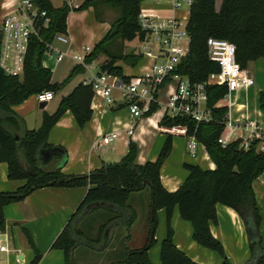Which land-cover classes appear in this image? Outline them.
Returning <instances> with one entry per match:
<instances>
[{"label": "trees", "instance_id": "16d2710c", "mask_svg": "<svg viewBox=\"0 0 264 264\" xmlns=\"http://www.w3.org/2000/svg\"><path fill=\"white\" fill-rule=\"evenodd\" d=\"M31 2L46 14L37 23V35L29 37L24 55L23 76H8L0 69V163H6L9 181H24L13 193H0V232L6 229L3 207L26 198L33 191L47 186L88 187L79 208L52 244L53 249L64 254V264H76L73 250L80 245H105L109 229L107 223L101 224L96 239H88L81 227L83 219L90 214L105 211L109 215L107 222L114 223L121 219V224L129 231L136 221V212L128 203L130 194L149 188L148 240L143 248L127 251L123 263L150 264L148 249L155 244L156 213L164 209L166 236L160 246V264H197L173 244L171 216L177 207L180 217L192 225L193 241L218 253L222 259L221 264H232L209 229V223L217 222L215 205L221 204L233 209L246 225L251 256L245 264H264V248L260 246L257 232L261 217L258 215L252 190V181L264 172V152L256 149L257 141L246 150L239 147V140L229 142L224 147L218 143L227 119V108L217 106L226 95L225 86H207L206 106L211 114L208 122H197L183 116L170 118L167 115L159 122V127L184 126L187 135H193L204 147L215 167L213 170H203L196 165L183 164L188 176L173 193L168 192L160 183V167L172 149L173 136L169 134H166L157 159L154 162L146 161L143 165L136 163L137 147L130 141L127 154L118 162L103 164L87 176L65 175L60 169L39 167L36 154L39 150L50 147L48 134L65 112L71 113L79 128L89 122L92 116L90 102L93 88L79 83L69 95L60 99L53 114L43 113L42 124L37 130L25 129L22 119L14 113L11 106L43 91L58 94L82 70L80 66H75L63 82H52L53 73L43 66V55L50 51L55 36L66 34V18L71 11L65 2L57 8L52 6L50 0ZM141 2L142 0H81L78 10L102 6L119 13L111 21L107 33L95 44L91 53L86 55V65L103 55L107 60L101 64L99 72L115 74L123 81L128 80L129 77L124 75L116 63L122 61L135 66L143 55L115 54L109 48L117 42L124 44L145 39L138 21ZM45 18L48 19L46 26L42 24ZM188 20V54L175 70L188 78L190 83L206 82L219 72L217 64L208 57L206 39L209 37L232 43L236 62L241 68H245L249 62L264 59V0H222L218 11L214 0H193ZM259 100L264 109V93L260 94ZM157 109L158 106L153 104L145 115L149 116ZM29 244L34 248L32 239H29ZM40 259L41 255L35 252L30 264H38Z\"/></svg>", "mask_w": 264, "mask_h": 264}, {"label": "crops", "instance_id": "0c3cea01", "mask_svg": "<svg viewBox=\"0 0 264 264\" xmlns=\"http://www.w3.org/2000/svg\"><path fill=\"white\" fill-rule=\"evenodd\" d=\"M19 1L0 0V39L1 21L15 9L14 6ZM77 1L81 4V0ZM221 1L214 0L216 11L220 9ZM50 2L53 7L57 8L65 0H50ZM140 5L147 6L148 4L141 2ZM109 10L110 8L102 6L90 7L84 10H73L67 15V32L64 34L67 43L54 41L50 46V51L43 55L42 64L53 73V83H56L53 81V77L57 73H61V82H63L75 66H80L82 70L76 73L61 88L58 94H53L52 100L40 104L36 100V95H32L24 102L11 106L14 113L22 119L26 130H37L42 124L43 113L53 114L58 108L60 99L69 95L76 85L79 83L86 84L85 82L88 79L102 73L99 72V67L107 60L105 56L102 55L91 64H88L87 67H83L73 60V55H85L82 48L88 47L90 50L107 33L111 24V20L108 19ZM177 15L183 16L184 12H177ZM187 19H189V16ZM55 43H59L60 46L54 47ZM58 52L65 53V57L62 61L57 62ZM151 62L152 60H148L147 65L141 66L138 73L133 71L137 64L127 66L121 63L122 66H120L116 63V66L122 69L124 75L132 77L140 75L143 68L148 67ZM245 68L253 80V85L248 88H240L238 91L231 93L228 99L230 103L224 98L219 101L217 106L227 108L226 118L230 119L232 123L246 119L264 130V109L261 108L259 100L260 94L264 93V59L249 62ZM17 76L22 77L23 74L19 73ZM175 87V84L169 83L163 88L165 91L169 88L166 91L164 101L174 91ZM57 95H60L59 99L51 105V109H48V105L54 101ZM114 95H117L116 92ZM116 97H114L115 101L113 103H107L99 98L93 99L90 102L91 119L82 128H79L74 122L69 111L65 112L47 137L49 148H56L59 153H55L51 159L40 156L41 159L38 160L39 167L60 169V172L65 175L87 176L103 164L118 162L127 154L130 141L137 147L136 163L138 165H143L146 161L154 162L167 137L166 133L162 131V127L158 126L163 115L162 108L158 106V109L151 115H145L135 120ZM132 125L134 129L132 135L129 136L126 132L128 127ZM112 132L117 133L116 138L108 145L103 144L101 137ZM236 134V138H240L241 134L238 132ZM176 136H173L170 155L160 167V183L168 192L172 193L177 191L188 176L183 164L196 165L203 170L215 169L213 162L201 144L197 143L196 155L191 157L186 150V139L183 137L185 140L183 144L180 140L174 141ZM233 136H229L228 133L222 134V138L228 139L229 142L235 141ZM49 148H44V150ZM118 149L119 152L114 154V151ZM110 151L114 155V157H111L112 159H109L108 152ZM173 155L176 156L174 163L176 168H168L166 162ZM63 156H65V159ZM111 160L112 162L109 163ZM23 184L24 181H9L7 165L6 163H0V193H13ZM87 190L88 187L59 188L47 186L33 191L20 201L3 207L2 214L6 229L4 232H0V247H4V250H0V264H30L35 257V252L41 255L38 264H64V254L53 249L52 244L79 208ZM252 190L256 199L257 212L261 217L257 232L260 246L264 248V180L260 176L252 181ZM215 215L217 222L209 223L210 233L220 242L230 263L245 264L249 260L251 252L248 247L249 234L244 221L233 209L221 204L215 205ZM156 218L158 233L161 235L155 239L159 261H157V251L155 250V263H153L150 256L152 251L148 249L150 264H160V246L166 236L164 209L157 211ZM171 218L173 244L177 250L184 252L190 260L197 264H221L222 259L218 253L201 247L193 241L192 225L180 217L177 207L173 210ZM106 236L107 240L111 239L109 233ZM29 239H32L34 248L29 244ZM95 239L92 238V240ZM108 243L104 245L106 250L110 247ZM99 252V244L97 243V245L91 247L80 245V247L73 250L72 254L78 257L81 256V264H103L102 253ZM84 259H86L85 263H83ZM114 264H117V262H114Z\"/></svg>", "mask_w": 264, "mask_h": 264}, {"label": "built area", "instance_id": "2783aa9c", "mask_svg": "<svg viewBox=\"0 0 264 264\" xmlns=\"http://www.w3.org/2000/svg\"><path fill=\"white\" fill-rule=\"evenodd\" d=\"M142 2L149 6L142 5L138 15L139 24L145 34V39L141 42L150 44L152 38H155L157 45L153 50L140 52V54L152 60L151 64L144 67L140 75L129 77L125 81L111 73L96 74L85 82L93 88L92 100L99 98L107 103H113L115 101L113 94L116 92L117 100L135 120L145 116L150 107L156 104L163 110L162 117L164 115L170 118L183 116L197 122H208L211 114L206 106L207 86H225L227 92L224 98L228 100L231 93L253 85L247 70L241 68L236 62L234 45L227 40L212 37L206 39V48L209 59L217 64L219 72L203 83H190L188 78L176 73L177 65L187 56L189 50L187 17L193 0H142ZM65 4L71 12L80 8L77 0H65ZM157 4L161 5V8L155 7ZM14 8L1 21L0 69L9 76H17L23 72L24 55L29 37L37 35V23L46 14L45 11H39L31 0H20ZM177 12H184V15L179 16ZM47 22L46 18L42 20L44 26ZM54 41L67 43L64 34L55 36ZM82 51L85 55L75 54L73 60L87 67L84 60L91 52L88 47H83ZM64 57L65 53L58 52L56 61H62ZM169 83L175 84L176 87L161 106L158 102L159 92ZM52 99L51 91H43L36 95V100L40 104ZM133 129V125L128 127L127 135H132ZM224 129H228L229 136L237 132L241 134L238 139L241 149L246 150L257 141L256 149L264 152V130L255 123L246 119L232 123L227 118ZM162 131L171 136L184 137L188 154L191 157L196 155L198 142L193 135H187L184 126L162 127ZM116 136L117 133L112 132L101 137V141L108 145ZM218 143L224 147L229 141L221 136ZM0 250H4V247H0Z\"/></svg>", "mask_w": 264, "mask_h": 264}, {"label": "rangeland", "instance_id": "374dc122", "mask_svg": "<svg viewBox=\"0 0 264 264\" xmlns=\"http://www.w3.org/2000/svg\"><path fill=\"white\" fill-rule=\"evenodd\" d=\"M155 7L157 8H161V5H156ZM110 14L108 15V19H110L111 21L114 20L117 16H118V11L114 10V9H110L109 10ZM157 43L155 38H152L150 44H145L142 43L141 41H132V42H124V44H120L119 42L115 43L113 46H111L109 48V50L111 51V53H115V54H121V55H126L129 53H140V52H144L147 50H153L156 47ZM60 46L59 43H55L54 47H58ZM94 48L91 47L90 50H92ZM100 57V56H99ZM142 60L139 61L137 63V67L135 69H133V71H135L136 73L139 72V69L141 68V66H146L148 63V59L147 57H143L141 58ZM118 65L122 66V64L129 66L128 63L126 62H117ZM122 63V64H121ZM98 69V67H97ZM62 77H61V73H57L54 77H53V81L56 83L61 82ZM169 88L166 89V91ZM165 89L161 90L159 92V97H158V102L162 103L165 100V94H166ZM114 97H116V95L113 94ZM60 95H57L54 99V101L49 104V108L51 109V105L54 104L55 101H57L59 99ZM225 133H228V129H224L222 134L225 135ZM237 134L235 133V135L233 136V139L236 140L238 138ZM175 140H180L183 144L185 143V140L183 137H179L176 136L174 137V141ZM119 152V149L114 151V154ZM109 153V159H112L111 157H114V155L112 154L113 152H108ZM172 158H170L166 163V165H168V168H176L174 164L175 163V155L171 156ZM111 161H109V163H111ZM181 168V166H179ZM128 203L133 207V209L136 212V221L133 223V225L130 227L129 231L127 230V228L124 227V225L121 224L120 220L121 219H116V222H107V218L109 217V215L105 212V211H99L93 214L88 215L84 221L81 224L82 229L85 232L86 237H88V239H95L96 237V232L97 229L99 227V225L101 224H105L109 227V229L107 230L106 234L109 233L111 235V239L105 241V243L109 244V249L106 250V248H104V244L99 245V253L101 254V259H102V263L103 264H114V262H117V264H125L123 263L124 258H125V253L127 251L130 250H137V249H141L146 245V242L148 240V232L150 229V218H149V206H150V191L149 188L144 189V191L142 192H132L130 194V197L128 199ZM112 217V216H111ZM111 229V230H110ZM155 235V239L159 238V233H158V225L156 224V229L154 232ZM160 244V242H159ZM151 252V260L153 261V263H155L154 261V256L156 254V245L154 244L153 246H151L149 248ZM156 250V251H155ZM157 261H159V253L157 251ZM75 260L77 261V264H81V256H74ZM83 258V257H82ZM86 259H84L83 263H85Z\"/></svg>", "mask_w": 264, "mask_h": 264}, {"label": "water", "instance_id": "95a60500", "mask_svg": "<svg viewBox=\"0 0 264 264\" xmlns=\"http://www.w3.org/2000/svg\"><path fill=\"white\" fill-rule=\"evenodd\" d=\"M55 153H59V150L56 148H49V149H41L37 152L36 156L37 159L40 160V156H46L47 158L51 159ZM63 158L65 159V156H63ZM260 178L262 180H264V172L260 175Z\"/></svg>", "mask_w": 264, "mask_h": 264}]
</instances>
